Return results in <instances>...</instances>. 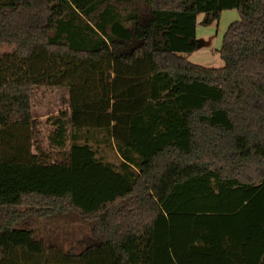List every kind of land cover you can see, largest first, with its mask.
Here are the masks:
<instances>
[{
  "label": "trees",
  "instance_id": "1",
  "mask_svg": "<svg viewBox=\"0 0 264 264\" xmlns=\"http://www.w3.org/2000/svg\"><path fill=\"white\" fill-rule=\"evenodd\" d=\"M75 1L0 0V264H264V0Z\"/></svg>",
  "mask_w": 264,
  "mask_h": 264
},
{
  "label": "rangeland",
  "instance_id": "2",
  "mask_svg": "<svg viewBox=\"0 0 264 264\" xmlns=\"http://www.w3.org/2000/svg\"><path fill=\"white\" fill-rule=\"evenodd\" d=\"M84 0H78L73 2L74 6L78 8L83 4ZM203 16H199L196 30V39L198 42V50L188 57V61L209 68H221L223 67V61L220 59L218 52L222 47V42L225 33L227 32L229 26L240 20V16L238 11L229 10L224 11L221 14V18L219 21L214 22L210 26H203L200 22L203 20ZM67 100V92L60 88H36L34 90V95L32 97L33 109L32 113L36 119L37 124H39V128L37 129L36 140L38 144H40L43 152H49L48 149V135L50 133L51 127L46 125V120L48 117L55 116L61 110L65 109V102ZM52 156V153H50ZM54 154L52 158L54 159ZM108 157L112 162L116 161L114 153H108ZM45 225V226H44ZM40 228H44L46 226L45 223H38ZM64 226V225H63ZM60 226L59 228L63 230V232L68 235L69 233L77 232V227H80L78 224L76 226L65 228ZM52 231L53 227L49 226L48 228ZM41 230V229H40ZM44 233V232H43ZM41 233V235L43 234ZM48 236V235H46ZM79 234H77L74 239L78 238Z\"/></svg>",
  "mask_w": 264,
  "mask_h": 264
},
{
  "label": "water",
  "instance_id": "3",
  "mask_svg": "<svg viewBox=\"0 0 264 264\" xmlns=\"http://www.w3.org/2000/svg\"><path fill=\"white\" fill-rule=\"evenodd\" d=\"M199 48V47H198Z\"/></svg>",
  "mask_w": 264,
  "mask_h": 264
}]
</instances>
